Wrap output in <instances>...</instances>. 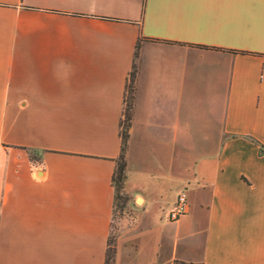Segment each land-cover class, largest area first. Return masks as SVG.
Wrapping results in <instances>:
<instances>
[{"label": "crops", "instance_id": "obj_1", "mask_svg": "<svg viewBox=\"0 0 264 264\" xmlns=\"http://www.w3.org/2000/svg\"><path fill=\"white\" fill-rule=\"evenodd\" d=\"M133 61L114 264H264V0H0V264H104Z\"/></svg>", "mask_w": 264, "mask_h": 264}, {"label": "trees", "instance_id": "obj_2", "mask_svg": "<svg viewBox=\"0 0 264 264\" xmlns=\"http://www.w3.org/2000/svg\"><path fill=\"white\" fill-rule=\"evenodd\" d=\"M138 50H139V43L137 42L135 45L133 60H135L136 57L138 56ZM134 77H135V63L133 61L132 70L129 73L125 85L124 105L121 113V119L119 121L120 148L117 157L114 159L115 165L110 178V183L113 191V203H112L113 210L116 206L119 208H123L127 201V196L124 193V181L126 179V174H127L126 153L128 148L130 121L132 117V105L134 98L133 95ZM30 156L33 157L32 155ZM114 253H115L114 240L109 237L104 264H114ZM175 264H202V263L177 261Z\"/></svg>", "mask_w": 264, "mask_h": 264}, {"label": "rangeland", "instance_id": "obj_3", "mask_svg": "<svg viewBox=\"0 0 264 264\" xmlns=\"http://www.w3.org/2000/svg\"><path fill=\"white\" fill-rule=\"evenodd\" d=\"M14 90V91H13ZM14 94L10 93L7 100V124H19V120L23 113V104L22 100L25 97V94L21 91L20 82L12 86V91ZM29 114H31L29 112ZM28 156L31 162H37L41 160L42 151L39 149L28 148ZM32 155L33 157H31ZM173 189L172 191L176 194L180 190V184L178 181L172 179ZM188 191V190H187ZM125 193V191H124ZM127 196V194L125 193ZM189 197V196H188ZM129 200L127 196L126 204L123 208L115 207L112 213V221L109 237L115 241L117 235L120 231H126L137 221L138 215L141 214V209L134 203V201ZM170 208H165L161 212L162 220L168 221V215ZM181 217V216H180Z\"/></svg>", "mask_w": 264, "mask_h": 264}, {"label": "built area", "instance_id": "obj_4", "mask_svg": "<svg viewBox=\"0 0 264 264\" xmlns=\"http://www.w3.org/2000/svg\"><path fill=\"white\" fill-rule=\"evenodd\" d=\"M188 210L187 194L185 191H181L175 201L173 209L169 212L168 218L170 220H176L180 216L184 215Z\"/></svg>", "mask_w": 264, "mask_h": 264}]
</instances>
